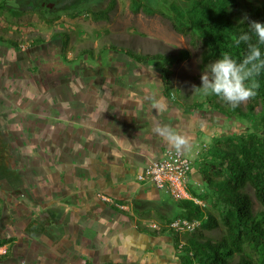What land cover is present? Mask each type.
I'll list each match as a JSON object with an SVG mask.
<instances>
[{"label": "rangeland", "instance_id": "1", "mask_svg": "<svg viewBox=\"0 0 264 264\" xmlns=\"http://www.w3.org/2000/svg\"><path fill=\"white\" fill-rule=\"evenodd\" d=\"M150 1L160 11H136L132 0H115L104 16L82 10L76 16L62 13L49 22L19 0H0V35L19 43V48L0 43V114L5 111L13 133L22 141L19 150L25 181L15 197L27 200L21 201L24 207L11 199L0 201V206L9 207V212L0 215V232L15 236L13 256L0 264H85L88 256L92 261L100 258L95 264H180L170 235L137 231V220L150 228L168 226L160 222L159 215L171 216L177 208L169 193L152 182L139 181L137 173L127 169L126 157L137 158L146 151L145 163L157 158L156 146L164 141L153 133L155 123L189 135L195 141L191 148L202 151L198 158L214 145V138L260 127L254 116L241 118L214 109L186 108L194 99L205 100L207 95L195 88L201 86V75L212 62L204 64L200 48L175 30L165 15L171 13L172 0ZM108 2L95 0L90 9L100 11ZM49 12L52 15L60 10ZM64 34L68 36L65 48ZM35 38L43 41L34 42ZM109 43L144 53L188 49V59L169 66L174 83L171 98L163 94L160 63H138L109 49ZM85 50L93 57L80 55ZM215 100L230 106L221 98ZM157 102L165 103L167 110L158 111ZM194 166L200 167L199 160ZM73 184L78 192L71 188ZM84 190H90L92 200L105 203L102 213L85 216V202L92 201L82 197ZM143 200L151 203L142 205ZM38 204L52 206L55 214L76 209L72 211L75 220L60 226L63 231L40 227L33 232L29 222L36 213H46L35 207ZM113 205L133 213H120ZM154 223L157 227L150 225ZM9 248L8 244L0 246V254ZM30 257L34 262H29Z\"/></svg>", "mask_w": 264, "mask_h": 264}, {"label": "trees", "instance_id": "2", "mask_svg": "<svg viewBox=\"0 0 264 264\" xmlns=\"http://www.w3.org/2000/svg\"><path fill=\"white\" fill-rule=\"evenodd\" d=\"M54 1L56 2L55 8L39 6L34 10L43 19L52 22L62 13L76 16L82 10H91L95 16H104L115 4V0H109L106 8L95 11L90 9V3H94L95 0ZM0 7L2 8L1 4ZM132 7L136 11L143 9L149 14L160 11L152 5L150 0H132ZM169 9L171 13H165V15L170 18L175 30L185 34L192 46L200 48V58L204 64L215 61L223 53L230 54L238 62L242 60L247 54V44L242 42L236 46L234 38H238L244 32L251 34L249 25L252 21L264 23V0H172ZM58 10L60 12L48 15L49 11ZM252 35V42L255 43L256 37L254 34ZM67 37L65 34L62 36L64 48L67 46ZM33 41L42 42L43 39L35 38ZM0 43H7L12 47L19 48L18 41L1 35ZM108 47L141 64L160 63L163 94L167 98H171L174 89L169 66L178 65L190 56V51L186 48L179 49L176 53L163 54L144 53L113 43H109ZM260 48L264 55V45H260ZM83 54L93 57L91 51L85 50L80 55ZM256 79L259 84L256 90L257 94L248 100L245 106H221L215 100L219 97L215 95H207L201 102L198 101V98L194 99L186 106V108L195 110L214 109L230 116L238 115L241 118L254 116L258 118V126H260L241 134L233 133L214 138V145L204 156L197 159L200 167L194 166L191 175L195 169H198L196 178L207 189L190 187V190L203 201H208V205L198 204L191 199H183L173 202L177 208L175 214L171 216L168 214L159 215L160 222L167 223L175 218L197 219L200 224L195 230L182 233L174 230L170 225H160V228L156 229L141 223L140 220L135 222L137 231L142 234L170 235L175 255L180 264H264V71ZM197 95H200V92ZM83 151L84 154L88 153L86 147L83 148ZM72 186L73 191L78 192V186L75 184ZM84 191L85 193L82 194H86L85 196L90 198V190ZM73 195L79 196L80 194ZM252 196L258 203L257 207ZM90 199L93 204L94 200L92 197ZM144 203L150 204L151 202L143 200L140 204ZM39 204L35 207L38 206L40 211L46 210V213L35 214L39 215L40 221H45L47 217L56 215L52 206L39 207ZM92 204L88 205L92 206L93 210L94 205ZM100 204L102 206L104 204L103 207H100L103 208L102 211L105 210V203ZM35 207L31 209H35ZM7 208L9 207L0 206V215L2 212L8 211ZM112 208L123 214L132 215L133 213L116 205H113ZM146 208L141 207V210ZM67 211L66 209L57 213V216L62 215V221L65 224L75 220L73 212L76 209L71 210L70 213ZM135 211L140 212L138 209ZM86 212L89 214L91 211ZM98 212L102 213L97 210L95 214ZM96 219L99 221L100 218L96 217ZM82 220V218L79 219V221ZM211 231H216L218 235H212ZM14 238V235H5L0 232V246L10 245L6 252L0 254V261L13 256L12 240ZM78 254L80 255V253ZM95 254L98 255V253ZM81 256L83 259L86 257L85 255ZM91 259V256L86 257L85 264H95L97 260L92 261ZM28 260L34 262L31 257ZM71 261L73 262V259ZM35 262H39L38 259ZM125 264H133V262Z\"/></svg>", "mask_w": 264, "mask_h": 264}, {"label": "clouds", "instance_id": "3", "mask_svg": "<svg viewBox=\"0 0 264 264\" xmlns=\"http://www.w3.org/2000/svg\"><path fill=\"white\" fill-rule=\"evenodd\" d=\"M249 26L251 34L244 32L234 38L236 46L242 42L247 44V54L243 59L238 62L230 54L223 53L208 66L207 72L202 73V84L195 89L206 95H215L232 107L256 96L259 87L256 78L264 71V55L260 48V45H264V23L252 21ZM252 34L256 37L255 43L252 42ZM155 107L160 112L167 110V105L163 102H157ZM152 131L178 153L191 147L189 135L182 134L167 124L155 123Z\"/></svg>", "mask_w": 264, "mask_h": 264}, {"label": "built area", "instance_id": "4", "mask_svg": "<svg viewBox=\"0 0 264 264\" xmlns=\"http://www.w3.org/2000/svg\"><path fill=\"white\" fill-rule=\"evenodd\" d=\"M202 146V149H204L207 145L203 144ZM200 151L201 149L198 147L197 149L178 153L173 148L167 147L159 157L149 160L144 168L137 172L136 177L139 181L154 183L158 189L169 193L176 202L191 199L204 205V201L190 190V187L195 185L198 186V189L203 190L201 182L191 175L194 163L198 159V155L202 153ZM189 177L193 178V182L190 181ZM103 198L108 199L105 196ZM199 224V220H189L187 218H175L169 223L170 227L182 233L194 231ZM150 225L157 227L155 223Z\"/></svg>", "mask_w": 264, "mask_h": 264}, {"label": "flooded vegetation", "instance_id": "5", "mask_svg": "<svg viewBox=\"0 0 264 264\" xmlns=\"http://www.w3.org/2000/svg\"><path fill=\"white\" fill-rule=\"evenodd\" d=\"M19 2L22 5H26L25 7L33 10L39 6H49V8L56 7V2L54 0H19ZM23 10L25 9H21V11ZM1 112L2 109H0V113ZM13 132V127L8 123L7 115L5 111H3V114H0V201L11 199L13 203L20 207H24L25 205L21 201L27 200L15 197L20 183L25 181V171L23 172L25 166L22 158L23 153L19 150V144L22 141L19 139V136L15 135ZM34 192L38 193L37 191ZM62 219V215H54L47 217L45 221H40L39 215H36L32 223L29 222V225L33 232L34 229H40V227L51 232H56V228H61L60 226L65 225ZM61 230L62 228L60 231Z\"/></svg>", "mask_w": 264, "mask_h": 264}, {"label": "crops", "instance_id": "6", "mask_svg": "<svg viewBox=\"0 0 264 264\" xmlns=\"http://www.w3.org/2000/svg\"><path fill=\"white\" fill-rule=\"evenodd\" d=\"M194 140H191V145H194ZM167 147H170V145H168V144H166V142H162V143H160V144H158L157 146H156V149H155V153H154V156H156V157H158V156H160L161 154H162V152L167 148ZM194 149V148H193ZM191 147H190V149L189 150H193ZM206 154V153H205ZM153 155V154H152ZM147 156H148V153L146 152V151H144L143 152V154H141V156H139V157H137L136 158V156H127L126 157V162H127V169L128 170H130V172H132V173H137V172H139V171H141V169H143L144 168V166H145V162L147 161L146 160V158H147ZM203 155H201L200 156V158L202 157ZM145 157V158H144ZM197 161V160H196ZM197 170L198 169H195V171L193 172V178H196L197 176ZM199 180V179H198ZM200 181V180H199ZM143 188V187H142ZM145 193H146V191H144ZM82 197H84V198H87V196H82ZM81 197V198H82ZM87 199H89V198H87ZM86 199V200H87ZM86 200H84V201H86ZM171 200H172V202H176V201H174L172 198H171ZM158 201V200H157ZM160 202V201H159ZM100 203H103V202H101V200H99V201H94L93 202V204L92 205H94V208H93V210H92V206H89L88 205V202H85V207H87V209H86V211H91V212H89V213H91L92 214V212H96L97 210L98 211H102V207L104 206V204H103V206H102V204H100ZM98 204V205H97ZM100 204V205H99ZM100 206H102V207H100ZM100 210H99V209ZM85 215H87V212H86V214ZM56 216H57V214H56ZM58 216H60V215H58ZM83 217H85V216H83ZM128 232L130 233V234H132V236H133V238L134 237H136V234H134V233H132L131 232V230H128ZM127 232V233H128ZM125 233H126V231H125ZM142 234V233H141ZM113 256V255H112ZM99 260V259H98ZM101 261V260H100ZM117 261H121V260H117Z\"/></svg>", "mask_w": 264, "mask_h": 264}]
</instances>
